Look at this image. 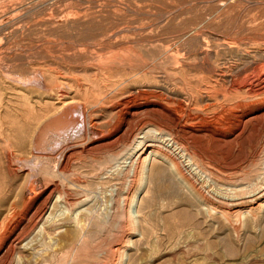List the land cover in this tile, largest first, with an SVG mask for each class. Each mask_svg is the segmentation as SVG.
<instances>
[{
    "label": "rangeland",
    "instance_id": "374dc122",
    "mask_svg": "<svg viewBox=\"0 0 264 264\" xmlns=\"http://www.w3.org/2000/svg\"><path fill=\"white\" fill-rule=\"evenodd\" d=\"M0 264H264V0H0Z\"/></svg>",
    "mask_w": 264,
    "mask_h": 264
},
{
    "label": "bare ground",
    "instance_id": "6f19581e",
    "mask_svg": "<svg viewBox=\"0 0 264 264\" xmlns=\"http://www.w3.org/2000/svg\"><path fill=\"white\" fill-rule=\"evenodd\" d=\"M67 103V102H66ZM64 106V105H63ZM154 146V145H153ZM147 156L145 157V159L148 157V155L153 154V153H157V154H161V151L157 150L156 148H153L151 151L147 150Z\"/></svg>",
    "mask_w": 264,
    "mask_h": 264
}]
</instances>
